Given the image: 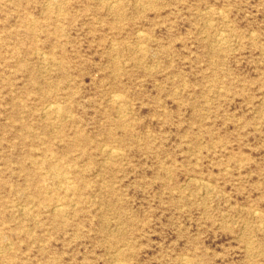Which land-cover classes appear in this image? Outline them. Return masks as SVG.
<instances>
[{"label": "rangeland", "instance_id": "1", "mask_svg": "<svg viewBox=\"0 0 264 264\" xmlns=\"http://www.w3.org/2000/svg\"><path fill=\"white\" fill-rule=\"evenodd\" d=\"M0 264H264V0H0Z\"/></svg>", "mask_w": 264, "mask_h": 264}, {"label": "bare ground", "instance_id": "2", "mask_svg": "<svg viewBox=\"0 0 264 264\" xmlns=\"http://www.w3.org/2000/svg\"><path fill=\"white\" fill-rule=\"evenodd\" d=\"M119 101V100H118ZM57 106V105H56ZM52 107V106H51ZM53 108V107H52ZM57 109V108H56ZM61 110V109H60ZM57 111H58V109H57ZM69 115V114H68ZM115 153V152H114Z\"/></svg>", "mask_w": 264, "mask_h": 264}]
</instances>
